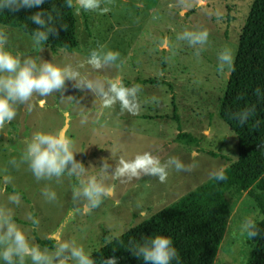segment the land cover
<instances>
[{
	"label": "rangeland",
	"instance_id": "rangeland-1",
	"mask_svg": "<svg viewBox=\"0 0 264 264\" xmlns=\"http://www.w3.org/2000/svg\"><path fill=\"white\" fill-rule=\"evenodd\" d=\"M252 1L100 0V9L107 11H85L72 0L77 45L70 50L34 45L32 35L0 24L6 47L21 58L71 65L82 76L104 82L105 90L110 80L139 86L130 97L137 107L129 111L119 101L104 106L99 94L66 81L62 92L34 93L17 103L13 120L0 125V207L12 210L31 243L53 250L57 241H75L92 253L236 159L237 135L218 114L232 66L221 70L218 54L229 49L233 64ZM185 30H206L208 39L189 45L177 39ZM99 45L120 56L114 64L94 69L87 57ZM178 129L195 140L178 138ZM37 131L68 135L84 172L69 175L66 170L59 179L37 180L22 159L25 142ZM145 152L161 162L177 157L186 170L169 165L163 182L143 173L115 174L122 161ZM90 177L110 190L95 208L86 207L82 196L73 198L74 189ZM46 187L56 193L55 200L43 195ZM11 193L20 196L19 204L8 201ZM263 229L264 191L253 184L231 198V214L212 264H247ZM248 231L256 235L249 237ZM37 239H50L52 247Z\"/></svg>",
	"mask_w": 264,
	"mask_h": 264
},
{
	"label": "clouds",
	"instance_id": "clouds-1",
	"mask_svg": "<svg viewBox=\"0 0 264 264\" xmlns=\"http://www.w3.org/2000/svg\"><path fill=\"white\" fill-rule=\"evenodd\" d=\"M44 0H0V8H39ZM78 6L85 11L100 9V0H77ZM107 11V9H100ZM43 11H36L30 17L38 28L32 33L34 45H39L48 39L53 28L50 25L52 16ZM178 40H187L189 45H203L208 39L206 30H185L177 36ZM7 34L0 31V125L13 120L16 115L15 105L24 103L34 94L46 96L52 92H62L66 81L74 82L77 88H87L100 95L104 106H110L116 101L120 102L122 109L133 111L137 106L130 102L139 91L138 85L127 87L119 80L104 82L98 79H88L71 65L59 66L51 62L37 63L31 56L21 58L20 54L6 47ZM201 49H197L199 55ZM120 56L118 51L111 50L104 45L90 50L87 64L94 69L114 64ZM232 54L229 49H223L218 54L219 68L232 66ZM43 103V101H41ZM243 120V117H241ZM22 159L27 162L33 176L37 180L59 179L62 174H80L84 166L74 159L72 140L61 132L48 133L37 131L25 142ZM169 165H174L177 171L186 170L185 165L174 156L161 162L158 158L145 152L138 154L133 160L121 162L115 170L116 175L138 176L141 173L157 177L161 182L166 179ZM104 166V165H103ZM102 166V167H103ZM216 180H224L223 172L214 174ZM81 187L74 189L73 198L82 196L87 201L86 207H97L102 198L109 195V188L102 182L90 177L87 182L81 181ZM43 195L48 200H55L56 193L47 187ZM12 204L20 203V196L11 193L7 197ZM29 219L32 217L29 215ZM33 223H36L33 220ZM250 225L251 221L247 220ZM247 235L253 237L255 231H248ZM131 254L143 261V264H172L179 260L177 249L169 236L151 234L143 236L139 241L132 242L128 248ZM67 253V255H66ZM97 264L90 252L75 241H57L53 250L41 248L31 243L24 231L17 225L10 208L0 207V264ZM100 264H118V258L108 256Z\"/></svg>",
	"mask_w": 264,
	"mask_h": 264
},
{
	"label": "trees",
	"instance_id": "trees-1",
	"mask_svg": "<svg viewBox=\"0 0 264 264\" xmlns=\"http://www.w3.org/2000/svg\"><path fill=\"white\" fill-rule=\"evenodd\" d=\"M72 0H44L39 8H0V24L15 27L32 35L38 28L30 17L36 11L52 16L53 28L48 39L39 45L70 50L77 45L76 18ZM218 114L238 139L237 156L219 172L180 196L144 220L105 242L91 255L97 264L116 256L118 264H143L128 250L143 236H169L179 260L172 264H212L231 214V198L247 191L253 184L264 191V0H253L242 27L236 54L230 69ZM243 117V120H241ZM178 138L195 140L188 132ZM234 195L230 198L229 193ZM258 201V195H254ZM52 247L50 239H37ZM247 264H264V229L253 247Z\"/></svg>",
	"mask_w": 264,
	"mask_h": 264
},
{
	"label": "crops",
	"instance_id": "crops-1",
	"mask_svg": "<svg viewBox=\"0 0 264 264\" xmlns=\"http://www.w3.org/2000/svg\"><path fill=\"white\" fill-rule=\"evenodd\" d=\"M179 132H184V131H182L181 129H180V130L178 129L177 134H178Z\"/></svg>",
	"mask_w": 264,
	"mask_h": 264
}]
</instances>
